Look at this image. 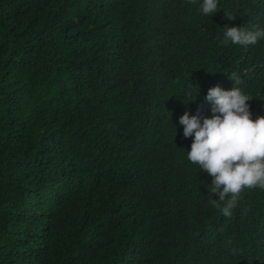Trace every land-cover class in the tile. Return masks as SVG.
<instances>
[{"label": "trees", "instance_id": "16d2710c", "mask_svg": "<svg viewBox=\"0 0 264 264\" xmlns=\"http://www.w3.org/2000/svg\"><path fill=\"white\" fill-rule=\"evenodd\" d=\"M219 7L0 0V264H264V190L223 216L177 123L233 73L264 114V41L221 28L264 27V0Z\"/></svg>", "mask_w": 264, "mask_h": 264}, {"label": "clouds", "instance_id": "9594fccd", "mask_svg": "<svg viewBox=\"0 0 264 264\" xmlns=\"http://www.w3.org/2000/svg\"><path fill=\"white\" fill-rule=\"evenodd\" d=\"M189 2L198 3V10L204 16H211L221 9L219 0ZM225 14L229 20L234 19L232 13ZM221 28L224 44L245 48L264 41V27L245 28L233 24ZM229 78L234 82L230 89L211 84L204 88L207 90L204 99L210 102V115H190L186 110L177 121L182 126L183 137L191 136L190 149L185 151L186 158L211 177V183L207 184L208 192L214 194L212 199L225 217H231L242 189L264 190V114L252 118L247 103L252 97L236 86L239 81L234 73ZM198 91L199 88L194 98ZM184 95H193L190 87ZM121 188L124 192L126 189L140 190Z\"/></svg>", "mask_w": 264, "mask_h": 264}]
</instances>
